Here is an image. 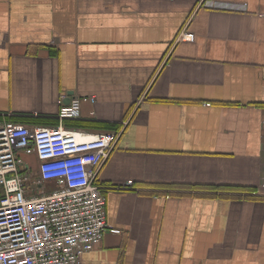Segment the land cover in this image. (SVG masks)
<instances>
[{
	"label": "crops",
	"instance_id": "0c3cea01",
	"mask_svg": "<svg viewBox=\"0 0 264 264\" xmlns=\"http://www.w3.org/2000/svg\"><path fill=\"white\" fill-rule=\"evenodd\" d=\"M61 95L132 180L81 264H264V0H0V124Z\"/></svg>",
	"mask_w": 264,
	"mask_h": 264
},
{
	"label": "built area",
	"instance_id": "2783aa9c",
	"mask_svg": "<svg viewBox=\"0 0 264 264\" xmlns=\"http://www.w3.org/2000/svg\"><path fill=\"white\" fill-rule=\"evenodd\" d=\"M193 38L185 28L178 36ZM63 98L57 124H0V264H81L106 230L118 232L106 220L105 191L126 189L132 180L101 186L96 176L119 131L66 126L64 120L79 118L91 97ZM21 152L34 156L36 169Z\"/></svg>",
	"mask_w": 264,
	"mask_h": 264
},
{
	"label": "trees",
	"instance_id": "16d2710c",
	"mask_svg": "<svg viewBox=\"0 0 264 264\" xmlns=\"http://www.w3.org/2000/svg\"><path fill=\"white\" fill-rule=\"evenodd\" d=\"M7 121L9 122H14V123H21V124H36V123H41V124H46V123H50V124H55L56 122H58L57 118L56 120H52L51 119H45V118H38V117H34L32 115H24V116H6ZM1 120V117H0ZM64 124L66 126H73V127H80V126H85V124H89V123H82L80 121H77L76 119H65L64 120ZM108 127L109 125H104L102 127ZM109 127H113V126H109ZM112 128H102L100 130H110ZM97 182V181H96ZM226 191H231V190H226Z\"/></svg>",
	"mask_w": 264,
	"mask_h": 264
},
{
	"label": "rangeland",
	"instance_id": "374dc122",
	"mask_svg": "<svg viewBox=\"0 0 264 264\" xmlns=\"http://www.w3.org/2000/svg\"><path fill=\"white\" fill-rule=\"evenodd\" d=\"M20 155L22 156V158L24 160L30 162L31 165L33 166V168L36 169L37 165H36V161L34 159H32V157H34L33 155H30V154H28L26 152H21ZM47 187L50 188V189L53 188L52 184H49Z\"/></svg>",
	"mask_w": 264,
	"mask_h": 264
},
{
	"label": "water",
	"instance_id": "95a60500",
	"mask_svg": "<svg viewBox=\"0 0 264 264\" xmlns=\"http://www.w3.org/2000/svg\"><path fill=\"white\" fill-rule=\"evenodd\" d=\"M71 99V97L70 96H68V101Z\"/></svg>",
	"mask_w": 264,
	"mask_h": 264
}]
</instances>
